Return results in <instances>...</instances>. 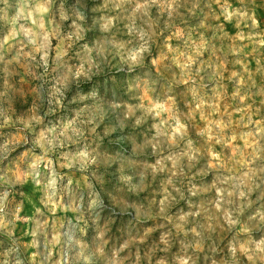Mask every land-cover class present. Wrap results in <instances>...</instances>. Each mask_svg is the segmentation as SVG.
Returning a JSON list of instances; mask_svg holds the SVG:
<instances>
[{
	"label": "clouds",
	"instance_id": "1",
	"mask_svg": "<svg viewBox=\"0 0 264 264\" xmlns=\"http://www.w3.org/2000/svg\"><path fill=\"white\" fill-rule=\"evenodd\" d=\"M0 264H264V0H0Z\"/></svg>",
	"mask_w": 264,
	"mask_h": 264
}]
</instances>
